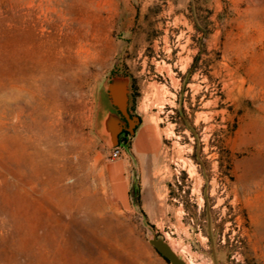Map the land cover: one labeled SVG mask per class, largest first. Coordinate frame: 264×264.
Here are the masks:
<instances>
[{"label":"rangeland","instance_id":"rangeland-1","mask_svg":"<svg viewBox=\"0 0 264 264\" xmlns=\"http://www.w3.org/2000/svg\"><path fill=\"white\" fill-rule=\"evenodd\" d=\"M263 17L264 0H0V264H55L54 232L81 264H169L153 237L190 264H264ZM117 74L140 124L114 160Z\"/></svg>","mask_w":264,"mask_h":264},{"label":"water","instance_id":"water-1","mask_svg":"<svg viewBox=\"0 0 264 264\" xmlns=\"http://www.w3.org/2000/svg\"><path fill=\"white\" fill-rule=\"evenodd\" d=\"M131 78L123 74L114 75L110 83L106 87L109 101L112 105L110 109L111 121L113 128L106 130L113 144H120L122 130L126 123L119 117V112L128 120L130 133L134 132L137 125L140 124V118L133 116L132 98L130 90ZM105 100L103 99L101 107H104ZM106 113V111H105ZM116 145V146H117ZM150 246L169 264H187L182 260L172 249L169 242L160 237H153L149 240Z\"/></svg>","mask_w":264,"mask_h":264},{"label":"bare ground","instance_id":"bare-ground-1","mask_svg":"<svg viewBox=\"0 0 264 264\" xmlns=\"http://www.w3.org/2000/svg\"><path fill=\"white\" fill-rule=\"evenodd\" d=\"M263 19H264V17H263ZM248 21H249V19H248ZM247 21V22H248ZM253 22V21H252ZM255 22V21H254ZM256 22H257V19H256ZM258 23V22H257ZM261 23V21L259 22V24ZM263 23V22H262ZM243 24H245V23H243ZM256 24V23H255ZM251 26V25H250ZM259 27H260V25H259ZM247 28V27H246ZM252 29V28H251ZM261 29H263V28H261ZM256 30V29H255ZM253 32V31H252ZM256 32H258L257 30H256ZM262 32H263V30H262ZM254 33V32H253ZM261 33V32H260ZM81 34H83V33H81ZM251 34V33H250ZM258 34V33H257ZM80 35V34H79ZM92 35V34H91ZM262 35V34H261ZM251 36V35H250ZM260 36V35H259ZM80 37H81V41H82V43H80L79 42V45H78V50H79V52H82V53H84V54H88V53H90L89 51H90V49H88L87 48V44L86 43H83L84 41H86L87 39H86V36H84V35H80ZM102 37V36H101ZM101 37H100V33L98 32H94V39L95 40H97V42H99L100 40H101ZM32 38H33V41H35L36 39L33 37V33H31L30 32V36H29V38L27 39L28 41H32ZM179 38V37H178ZM181 38V37H180ZM250 38V37H249ZM75 39H76V37H75ZM124 39V38H123ZM252 39H254V38H252ZM259 39V38H258ZM91 40V39H90ZM247 40H249V39H247ZM67 41V40H66ZM164 41H166V40H164ZM252 41H255V40H252ZM259 41V40H258ZM88 42V41H87ZM96 42V43H97ZM232 42V41H231ZM246 42V41H245ZM250 42V41H249ZM37 43H38V45L39 46H43V42H41V41H37ZM101 43V42H100ZM241 43V42H240ZM75 43H74V40L73 39H69L67 42H66V46H67V48L69 49V48H73V45H74ZM91 44V43H90ZM166 44H167V42H166ZM252 44H253V42H252ZM251 44V45H252ZM182 45V44H181ZM241 45V44H240ZM65 46V47H66ZM76 46V45H75ZM74 46V47H75ZM189 46V45H188ZM165 47V46H164ZM245 48H246V46H244ZM243 47V48H244ZM251 47V46H250ZM258 47V46H257ZM95 48V47H94ZM185 48V47H184ZM249 48V47H248ZM92 49V48H91ZM112 49V48H111ZM168 49V53H170V48H167ZM182 49V48H181ZM189 49V48H188ZM235 49V48H234ZM238 49V48H237ZM241 49V48H240ZM250 49V48H249ZM254 49V48H253ZM77 50V49H76ZM75 50V51H76ZM242 50V49H241ZM264 50V49H263ZM71 51V50H70ZM97 51V50H96ZM109 51V50H108ZM165 51V50H164ZM244 51V50H243ZM242 51V52H243ZM253 51V50H252ZM189 52V51H188ZM237 52V51H236ZM240 52V51H239ZM257 52H258V50H257ZM262 52V51H261ZM157 53V52H156ZM79 54V53H78ZM99 54V53H98ZM71 55H72V53H71ZM74 55V54H73ZM73 55H72V57H73ZM256 55V54H255ZM159 56V55H158ZM262 56H264V55H261V57ZM70 57V56H69ZM68 57V58H69ZM78 57V56H77ZM110 57V56H109ZM182 57V56H181ZM245 57V56H244ZM255 57V56H254ZM256 57H259V56H256ZM81 58V57H80ZM85 58H86V56H85ZM91 59V58H90ZM93 59H94V57H93ZM97 59V58H96ZM155 59V58H154ZM188 59H189V57H188ZM261 59V58H260ZM87 60V59H86ZM254 60V59H253ZM264 60V59H263ZM262 60V61H263ZM71 61H72V59H71ZM76 61V60H75ZM88 61V60H87ZM98 61V60H97ZM103 61V60H102ZM188 61V60H187ZM74 62V61H73ZM186 62V61H185ZM255 62V61H254ZM69 63H70V61H69ZM76 63V62H75ZM74 63V64H75ZM80 63V62H79ZM83 63V62H82ZM104 63V62H103ZM157 63V62H156ZM164 63V62H163ZM167 63V62H166ZM72 64V63H71ZM84 64V63H83ZM159 64V63H158ZM181 64V63H180ZM258 64H260V62L258 63ZM251 65H252V63H251ZM253 65H255V64H253ZM257 65V64H256ZM68 66V65H67ZM158 66V68H159V70H157V71H160L161 73H163V74H166L167 75V77L171 80V82L172 83H174V84H176L177 83V81H176V77H174V73H173V69H172V66L171 65H166V64H164V66H160V65H157ZM262 66V65H261ZM76 67V66H75ZM255 67V66H254ZM261 68V67H260ZM79 69H80V67H79ZM255 69V68H254ZM252 70H253V68H252ZM262 70V69H261ZM75 71V70H74ZM256 71V70H255ZM254 71V72H255ZM72 72V71H71ZM71 72H69V74L71 73ZM263 72H264V68H263ZM75 73V72H74ZM177 73V72H176ZM73 74V73H72ZM82 74V73H81ZM252 74H254V73H252ZM256 75H257V73H256ZM233 76V75H232ZM259 76V75H258ZM72 77V76H71ZM254 77V76H253ZM262 77H264L263 75L261 76V78ZM234 78V77H233ZM68 79V78H67ZM76 79V78H75ZM75 79H74V81H75ZM254 80V79H253ZM70 81V80H69ZM235 81V80H234ZM168 82V81H167ZM254 83V82H253ZM264 83V82H263ZM76 84V83H75ZM165 84V83H164ZM173 84V85H174ZM179 84H181V83H179ZM205 84V83H204ZM153 85V84H152ZM156 85V84H155ZM162 85V84H161ZM160 85V86H161ZM196 85V84H195ZM157 86V85H156ZM160 86L158 87V88H160ZM164 86H166V84L164 85ZM163 86V87H164ZM178 86V85H177ZM162 87V88H163ZM176 87V86H175ZM199 87H201V86H199ZM73 88V87H72ZM167 88H168V86H167ZM171 88V87H170ZM179 88H180V86H179ZM190 88H191V90H193L194 91V83L193 84H191L190 85ZM237 88V87H236ZM257 88V87H256ZM80 89V88H79ZM201 89V88H200ZM207 89V88H206ZM249 89V88H248ZM71 90V89H70ZM163 90H166V89H163ZM73 91V90H72ZM197 91H198V89H197ZM156 92V91H155ZM159 92V95H160V91H158ZM167 92V91H166ZM250 92V91H249ZM70 93V92H69ZM164 93V92H163ZM194 93V92H193ZM68 94V93H67ZM156 94V93H155ZM168 94V93H167ZM195 94V93H194ZM252 94V93H251ZM73 95V94H72ZM169 95H170V93H169ZM257 95V94H256ZM155 96V95H154ZM157 96H158V94H157ZM164 96H166V95H163L162 97H164ZM254 96V95H253ZM172 97H174V96H172ZM167 98V97H166ZM161 99V98H160ZM159 99V100H160ZM193 99H195V98H193ZM154 100V99H153ZM158 100V101H159ZM167 100H169L168 98H167ZM167 100H165V101H167ZM251 100V99H250ZM256 100V99H255ZM206 101H208V100H206ZM248 101V100H247ZM156 102V101H155ZM161 102V101H160ZM160 102H158V104L160 103ZM163 103H164V100L162 101ZM211 102V101H210ZM250 103V102H249ZM156 104V103H155ZM161 104V103H160ZM211 104V103H210ZM251 104V103H250ZM145 105V104H144ZM176 105V104H175ZM206 105V104H205ZM248 105V104H247ZM253 105V104H252ZM164 106V105H163ZM159 108V107H158ZM163 110V109H162ZM253 110H254V108H253ZM164 111V110H163ZM212 111V110H211ZM251 111V110H250ZM258 112V111H257ZM169 113H171V112H169ZM205 113V112H204ZM203 113V114H204ZM218 113V112H217ZM200 114V113H199ZM206 114H208V113H206ZM226 114V113H225ZM212 116V115H211ZM201 117V116H200ZM203 118V117H202ZM213 118V117H212ZM206 119V118H205ZM155 120V119H154ZM162 120V119H161ZM208 120V119H207ZM152 121H153V119H152ZM158 122H160V121H158ZM198 122V121H197ZM169 134V133H168ZM171 135H172V133H171ZM183 159V158H182ZM187 164V163H186ZM193 172V171H192ZM167 240V239H166ZM52 241H53V251H54V263L55 264H81V263H78V260H77V256L75 255V254H72V248H71V246H70V241L68 240L67 241V239L66 238H64V236L63 235H61L60 233H56V232H54L53 233V235H52ZM169 244H170V246L172 247V249H173V251L178 255V256H180V254H179V252L181 251H179L178 252V250L176 249V246H175V243H173V242H171V241H169ZM177 245V244H176ZM62 257H65L64 259L62 258ZM189 261V260H188ZM188 263V262H187ZM85 264H91V261L89 262V261H86L85 262ZM93 264V263H92ZM188 264H190V263H188Z\"/></svg>","mask_w":264,"mask_h":264},{"label":"flooded vegetation","instance_id":"flooded-vegetation-1","mask_svg":"<svg viewBox=\"0 0 264 264\" xmlns=\"http://www.w3.org/2000/svg\"><path fill=\"white\" fill-rule=\"evenodd\" d=\"M109 101V100H108ZM109 104H110V101H109ZM111 105V104H110ZM112 108V106H111ZM134 115L131 114V117H133ZM119 117L122 121H124L126 123V126L125 128L122 130V137H121V141L126 138V137H129L130 136V132L128 131V127H129V122L128 120L119 112Z\"/></svg>","mask_w":264,"mask_h":264},{"label":"built area","instance_id":"built-area-1","mask_svg":"<svg viewBox=\"0 0 264 264\" xmlns=\"http://www.w3.org/2000/svg\"><path fill=\"white\" fill-rule=\"evenodd\" d=\"M123 155V146L122 145H117L115 146V148L113 149L112 152V159H118Z\"/></svg>","mask_w":264,"mask_h":264},{"label":"crops","instance_id":"crops-1","mask_svg":"<svg viewBox=\"0 0 264 264\" xmlns=\"http://www.w3.org/2000/svg\"><path fill=\"white\" fill-rule=\"evenodd\" d=\"M111 106L109 103L107 104L108 109H111ZM105 127L110 129L112 125L111 116L108 117V119L104 123Z\"/></svg>","mask_w":264,"mask_h":264},{"label":"trees","instance_id":"trees-1","mask_svg":"<svg viewBox=\"0 0 264 264\" xmlns=\"http://www.w3.org/2000/svg\"><path fill=\"white\" fill-rule=\"evenodd\" d=\"M136 195V194H135Z\"/></svg>","mask_w":264,"mask_h":264}]
</instances>
